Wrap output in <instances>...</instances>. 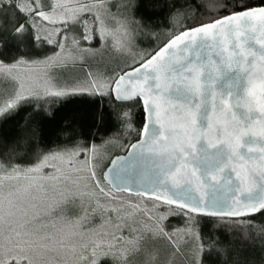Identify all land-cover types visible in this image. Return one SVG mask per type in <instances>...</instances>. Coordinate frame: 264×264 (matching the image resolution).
<instances>
[{
  "label": "snow or ice",
  "instance_id": "obj_1",
  "mask_svg": "<svg viewBox=\"0 0 264 264\" xmlns=\"http://www.w3.org/2000/svg\"><path fill=\"white\" fill-rule=\"evenodd\" d=\"M0 264H264V0H0Z\"/></svg>",
  "mask_w": 264,
  "mask_h": 264
}]
</instances>
